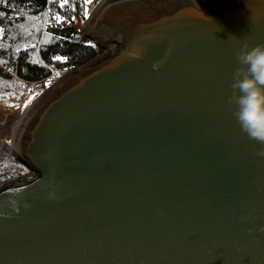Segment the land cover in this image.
<instances>
[{"label": "water", "instance_id": "95a60500", "mask_svg": "<svg viewBox=\"0 0 264 264\" xmlns=\"http://www.w3.org/2000/svg\"><path fill=\"white\" fill-rule=\"evenodd\" d=\"M79 31L102 53L14 132L0 264H264V144L226 102L264 0H101Z\"/></svg>", "mask_w": 264, "mask_h": 264}, {"label": "trees", "instance_id": "16d2710c", "mask_svg": "<svg viewBox=\"0 0 264 264\" xmlns=\"http://www.w3.org/2000/svg\"><path fill=\"white\" fill-rule=\"evenodd\" d=\"M84 0H0V92L21 94L43 91L46 84L76 71L97 57L101 48L78 29ZM75 17L57 23L52 17ZM35 17V19H33ZM61 57L57 60L55 57ZM34 172L25 167L10 143L0 141V190L31 180Z\"/></svg>", "mask_w": 264, "mask_h": 264}, {"label": "clouds", "instance_id": "9594fccd", "mask_svg": "<svg viewBox=\"0 0 264 264\" xmlns=\"http://www.w3.org/2000/svg\"><path fill=\"white\" fill-rule=\"evenodd\" d=\"M236 60L239 67L233 73L226 102L247 137L264 144V44L243 45ZM257 154L264 157V150Z\"/></svg>", "mask_w": 264, "mask_h": 264}, {"label": "rangeland", "instance_id": "374dc122", "mask_svg": "<svg viewBox=\"0 0 264 264\" xmlns=\"http://www.w3.org/2000/svg\"><path fill=\"white\" fill-rule=\"evenodd\" d=\"M101 0H92L90 4H85L83 2V16L84 9L88 10V17L98 7ZM78 19L77 27L80 29L83 26L87 19L82 17ZM88 26V25H87ZM83 34V33H82ZM84 35V34H83ZM85 36V35H84ZM60 80V77L55 79V81H50L46 84V89L53 86L56 82ZM43 91H31L23 92L21 94H10L8 92H0V128L3 129V132L0 134V141L6 140L10 143H13L14 132L19 125L22 117L28 111L30 106L43 94ZM25 101H28L25 103ZM12 147V146H11ZM13 148V147H12ZM14 150V149H13ZM32 179V178H31Z\"/></svg>", "mask_w": 264, "mask_h": 264}, {"label": "snow or ice", "instance_id": "6c2138e0", "mask_svg": "<svg viewBox=\"0 0 264 264\" xmlns=\"http://www.w3.org/2000/svg\"><path fill=\"white\" fill-rule=\"evenodd\" d=\"M53 0H49V3H52ZM92 2V0H84V3L85 4H90ZM69 3V0H59V7L60 8H64L66 4ZM88 17V10L87 8L84 9V19H87ZM33 19H35V17H33ZM52 19L57 22V23H63V22H70L71 20H75L76 18L75 17H70V18H65V17H62L59 13H56ZM4 34V29L3 27H0V38H2ZM55 59L57 60H60L62 59L61 57L57 56L55 57ZM28 101H25V103H27Z\"/></svg>", "mask_w": 264, "mask_h": 264}, {"label": "bare ground", "instance_id": "6f19581e", "mask_svg": "<svg viewBox=\"0 0 264 264\" xmlns=\"http://www.w3.org/2000/svg\"><path fill=\"white\" fill-rule=\"evenodd\" d=\"M3 132V129L2 128H0V134Z\"/></svg>", "mask_w": 264, "mask_h": 264}, {"label": "built area", "instance_id": "2783aa9c", "mask_svg": "<svg viewBox=\"0 0 264 264\" xmlns=\"http://www.w3.org/2000/svg\"><path fill=\"white\" fill-rule=\"evenodd\" d=\"M89 16H90V15H89ZM101 53H102V52H101ZM101 53H100V54H101ZM55 79H57V78H55ZM55 79H54V80H52V82H53V81H55ZM50 83H51V82H50Z\"/></svg>", "mask_w": 264, "mask_h": 264}]
</instances>
